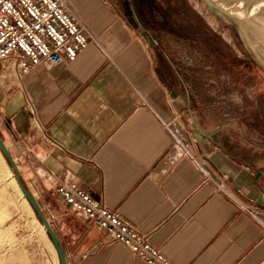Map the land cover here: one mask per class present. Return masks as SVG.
Masks as SVG:
<instances>
[{
  "label": "crops",
  "instance_id": "obj_1",
  "mask_svg": "<svg viewBox=\"0 0 264 264\" xmlns=\"http://www.w3.org/2000/svg\"><path fill=\"white\" fill-rule=\"evenodd\" d=\"M66 1L90 42L76 59L21 77L1 62L0 136L67 263L148 264L66 209L57 186L76 181L148 234L171 264H264V171L224 144L222 124L205 122L168 20L158 34L132 4ZM0 158V180L23 200ZM38 257L59 264L58 254Z\"/></svg>",
  "mask_w": 264,
  "mask_h": 264
},
{
  "label": "rangeland",
  "instance_id": "obj_2",
  "mask_svg": "<svg viewBox=\"0 0 264 264\" xmlns=\"http://www.w3.org/2000/svg\"><path fill=\"white\" fill-rule=\"evenodd\" d=\"M118 1L124 8V0ZM214 1L236 17L250 48L264 64V0ZM131 4L141 25L157 26L158 34L163 33L168 20L175 61L184 62L191 91L201 97L205 122L211 126L222 124L224 144L233 154L249 158L256 169L264 171V70L232 21L215 13L205 0H129V8ZM3 173L0 167V176ZM3 179L0 264H49L48 258L38 260L47 252L58 261L56 249L47 230L41 229L31 204L16 195L10 180Z\"/></svg>",
  "mask_w": 264,
  "mask_h": 264
},
{
  "label": "built area",
  "instance_id": "obj_3",
  "mask_svg": "<svg viewBox=\"0 0 264 264\" xmlns=\"http://www.w3.org/2000/svg\"><path fill=\"white\" fill-rule=\"evenodd\" d=\"M89 42L85 24L66 0H0V62H12L20 77L36 66L52 68L76 59ZM57 191L66 209L101 227L108 242L125 244L148 264H171L148 234L78 182H62Z\"/></svg>",
  "mask_w": 264,
  "mask_h": 264
},
{
  "label": "water",
  "instance_id": "obj_4",
  "mask_svg": "<svg viewBox=\"0 0 264 264\" xmlns=\"http://www.w3.org/2000/svg\"><path fill=\"white\" fill-rule=\"evenodd\" d=\"M206 3L213 9L216 10L220 13H222L224 16L228 17L232 23L234 24V26L236 27V29L238 30L246 48L248 49V51L250 52V54L252 55V57L256 60V62L260 65V67L264 70V64L262 63V61L258 58V56L252 51V49L250 48V45L248 44V42L246 41L244 35L242 34V30L240 25L238 24V22L229 15V13L225 10L224 7L220 6L218 3H216L214 0H205ZM0 150L3 153L4 157L6 158L9 166L12 168V170L15 173V178L16 181L20 187V189L22 190L23 194L26 196L27 200L29 201V203L31 204V206L33 207L35 213L38 216V219L44 224L48 235L51 239L52 244L54 245L56 252L58 254V258H59V264H68L67 260H66V254H65V250L64 247L62 246L58 235L56 234L55 230L53 229L52 225L50 224L45 212L43 211V209L41 208L40 204L38 203L35 195L33 194V192L31 191V189H29L23 182L21 174L19 172V168L18 165L16 164V162L14 161L10 151L8 150L3 138L0 136Z\"/></svg>",
  "mask_w": 264,
  "mask_h": 264
},
{
  "label": "bare ground",
  "instance_id": "obj_5",
  "mask_svg": "<svg viewBox=\"0 0 264 264\" xmlns=\"http://www.w3.org/2000/svg\"><path fill=\"white\" fill-rule=\"evenodd\" d=\"M228 13H229V15L230 16H232L237 22H238V20L236 19V17L229 11V10H227V9H225ZM214 12L215 13H219L218 11H216V10H214ZM239 24V23H238ZM240 25V24H239ZM1 153V152H0ZM3 154V153H2ZM12 169V168H11ZM11 171V170H10ZM11 173V172H10ZM13 175V174H12ZM14 177V176H13ZM13 181H14V185L16 186V188H17V190H18V192L20 193V195H22L23 196V198H24V200L27 202V204H28V201H27V199H26V196L24 197V195H23V193H22V190L19 188V186L17 185V183H16V181H15V179H12ZM30 205V204H29ZM38 220V219H37ZM40 221V220H39ZM38 221V222H39ZM40 223V225H41V228L43 229V230H45L46 228H45V226H44V224L40 221L39 222Z\"/></svg>",
  "mask_w": 264,
  "mask_h": 264
},
{
  "label": "flooded vegetation",
  "instance_id": "obj_6",
  "mask_svg": "<svg viewBox=\"0 0 264 264\" xmlns=\"http://www.w3.org/2000/svg\"><path fill=\"white\" fill-rule=\"evenodd\" d=\"M128 1H129V0H124V5H126V4L128 5ZM132 5H133V4H132ZM145 26H147V24H145ZM152 28H153V29H156V30H159L157 26H154V27H152Z\"/></svg>",
  "mask_w": 264,
  "mask_h": 264
}]
</instances>
